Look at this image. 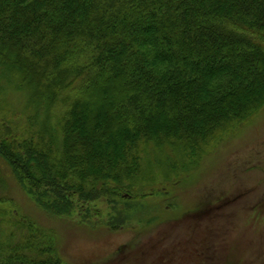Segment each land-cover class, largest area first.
<instances>
[{
	"label": "trees",
	"instance_id": "16d2710c",
	"mask_svg": "<svg viewBox=\"0 0 264 264\" xmlns=\"http://www.w3.org/2000/svg\"><path fill=\"white\" fill-rule=\"evenodd\" d=\"M0 71L47 116L23 138L0 124V159L64 218L132 199L142 146L193 160L264 108V0H0ZM22 224L16 243L0 237V264H63L52 230Z\"/></svg>",
	"mask_w": 264,
	"mask_h": 264
},
{
	"label": "rangeland",
	"instance_id": "374dc122",
	"mask_svg": "<svg viewBox=\"0 0 264 264\" xmlns=\"http://www.w3.org/2000/svg\"><path fill=\"white\" fill-rule=\"evenodd\" d=\"M21 88L0 75V124L23 138L47 116ZM64 112L54 107L50 124ZM142 158L125 193L132 199L109 195L64 218L39 209L0 159V237L16 243L32 220L54 232L63 264H264V108L193 160L155 144L142 146Z\"/></svg>",
	"mask_w": 264,
	"mask_h": 264
}]
</instances>
